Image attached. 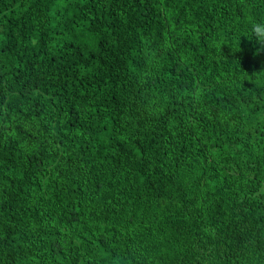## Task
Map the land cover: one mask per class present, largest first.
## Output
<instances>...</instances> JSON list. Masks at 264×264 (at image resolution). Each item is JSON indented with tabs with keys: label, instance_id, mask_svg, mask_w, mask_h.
<instances>
[{
	"label": "trees",
	"instance_id": "obj_1",
	"mask_svg": "<svg viewBox=\"0 0 264 264\" xmlns=\"http://www.w3.org/2000/svg\"><path fill=\"white\" fill-rule=\"evenodd\" d=\"M264 0H0V264H264Z\"/></svg>",
	"mask_w": 264,
	"mask_h": 264
},
{
	"label": "clouds",
	"instance_id": "obj_2",
	"mask_svg": "<svg viewBox=\"0 0 264 264\" xmlns=\"http://www.w3.org/2000/svg\"><path fill=\"white\" fill-rule=\"evenodd\" d=\"M247 36L254 45H259L260 50L264 51V21L254 23Z\"/></svg>",
	"mask_w": 264,
	"mask_h": 264
}]
</instances>
